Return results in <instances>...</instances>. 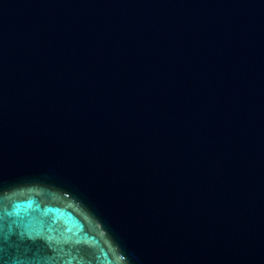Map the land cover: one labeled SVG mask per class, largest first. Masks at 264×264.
Returning <instances> with one entry per match:
<instances>
[{
  "label": "water",
  "instance_id": "1",
  "mask_svg": "<svg viewBox=\"0 0 264 264\" xmlns=\"http://www.w3.org/2000/svg\"><path fill=\"white\" fill-rule=\"evenodd\" d=\"M0 255L264 264V0H0Z\"/></svg>",
  "mask_w": 264,
  "mask_h": 264
},
{
  "label": "snow or ice",
  "instance_id": "2",
  "mask_svg": "<svg viewBox=\"0 0 264 264\" xmlns=\"http://www.w3.org/2000/svg\"><path fill=\"white\" fill-rule=\"evenodd\" d=\"M0 219H2V217H0ZM0 230H2V224H0ZM0 264H22V262L20 261H15V262H6L2 255H0Z\"/></svg>",
  "mask_w": 264,
  "mask_h": 264
}]
</instances>
